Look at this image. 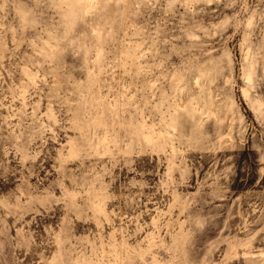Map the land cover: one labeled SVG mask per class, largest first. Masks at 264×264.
<instances>
[{
  "label": "rangeland",
  "instance_id": "rangeland-1",
  "mask_svg": "<svg viewBox=\"0 0 264 264\" xmlns=\"http://www.w3.org/2000/svg\"><path fill=\"white\" fill-rule=\"evenodd\" d=\"M0 264H264V0H0Z\"/></svg>",
  "mask_w": 264,
  "mask_h": 264
}]
</instances>
